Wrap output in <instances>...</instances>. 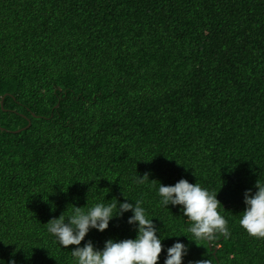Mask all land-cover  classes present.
<instances>
[{"label": "trees", "instance_id": "obj_1", "mask_svg": "<svg viewBox=\"0 0 264 264\" xmlns=\"http://www.w3.org/2000/svg\"><path fill=\"white\" fill-rule=\"evenodd\" d=\"M0 127V264H72L46 223L113 197L184 264H264L239 225L264 181V0H0ZM180 179L218 192L229 238L191 242L153 187ZM130 215L81 246L134 238Z\"/></svg>", "mask_w": 264, "mask_h": 264}, {"label": "clouds", "instance_id": "obj_2", "mask_svg": "<svg viewBox=\"0 0 264 264\" xmlns=\"http://www.w3.org/2000/svg\"><path fill=\"white\" fill-rule=\"evenodd\" d=\"M148 181H155L149 179L148 173L141 176L137 172L134 177L136 184ZM153 187L157 188L163 207H180L182 216L190 222L186 231L192 236L191 242L211 244L218 235L226 239L230 237L228 221L222 215L225 209L220 207L221 202L217 199L218 192L210 191L197 182L190 183L187 179H180L174 185L167 186L159 182L158 185L153 184ZM254 188L255 191L248 189L243 194L245 208L239 217V225L249 236L264 238V181L259 178ZM104 200L107 199L104 197ZM107 201L109 203L97 201L87 210L73 205L68 215H65V211L46 223L47 232L59 247L68 249L69 246H76L70 250L72 264H158L162 252H165L163 264H184V257L189 251L188 245L177 240L170 247L165 246L162 243L165 237L158 236L160 229L153 218L147 215L142 200L125 198L121 202L113 197ZM126 213H131L127 223L136 232L134 238H110L102 248H98L91 240L81 246L91 230L103 233L109 228L111 221L122 219ZM10 264H15V261ZM190 264L211 262L209 259H202Z\"/></svg>", "mask_w": 264, "mask_h": 264}, {"label": "water", "instance_id": "obj_3", "mask_svg": "<svg viewBox=\"0 0 264 264\" xmlns=\"http://www.w3.org/2000/svg\"><path fill=\"white\" fill-rule=\"evenodd\" d=\"M31 124H32V121L30 120V122H29V125L28 126H31ZM1 128V127H0ZM21 130H23V129H19L18 131H21Z\"/></svg>", "mask_w": 264, "mask_h": 264}]
</instances>
